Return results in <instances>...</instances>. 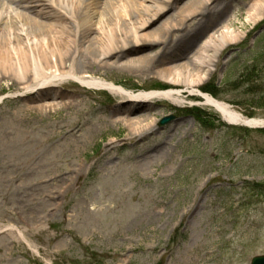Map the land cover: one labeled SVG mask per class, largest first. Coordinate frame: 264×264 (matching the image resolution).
Wrapping results in <instances>:
<instances>
[{
    "label": "rangeland",
    "instance_id": "374dc122",
    "mask_svg": "<svg viewBox=\"0 0 264 264\" xmlns=\"http://www.w3.org/2000/svg\"><path fill=\"white\" fill-rule=\"evenodd\" d=\"M231 2L201 31L230 20L243 41L225 47L199 90L260 128L228 125L182 87L132 68L88 72L135 93L174 87L183 102L154 100L128 116L126 99L68 80L62 102L79 105L41 110L0 78V264H249L264 254V14L252 22L247 0ZM191 3L174 0L166 20ZM189 49L175 53L186 61ZM195 107L203 128L183 111ZM126 116L175 119L131 136Z\"/></svg>",
    "mask_w": 264,
    "mask_h": 264
},
{
    "label": "bare ground",
    "instance_id": "6f19581e",
    "mask_svg": "<svg viewBox=\"0 0 264 264\" xmlns=\"http://www.w3.org/2000/svg\"><path fill=\"white\" fill-rule=\"evenodd\" d=\"M231 1L192 0L190 6L180 8L172 22L165 17L175 13L174 0H0V78L11 76L23 96L29 100L35 97L34 105L41 110L79 105L62 102L66 93L57 87L68 80L126 99L128 116L132 108L154 100H167L172 105L183 102L182 92L174 87L135 93L88 72L91 66L132 68L152 72L168 85L182 87L227 124L261 126L262 120L248 119L199 90L213 75L225 47L243 41L244 33L232 29L230 20L201 31L203 18L204 22L209 17L210 21L224 18ZM247 1V15L254 22L264 14V0ZM192 23L200 26L191 28ZM196 27L200 29L198 34ZM195 34L203 41L189 49L186 46L195 43ZM151 47L159 49L158 53L126 56L130 49L137 52ZM182 49H189L186 61L183 54L175 53ZM128 116L124 120L131 124V136L143 135L158 122L155 117L145 122L148 118Z\"/></svg>",
    "mask_w": 264,
    "mask_h": 264
},
{
    "label": "trees",
    "instance_id": "16d2710c",
    "mask_svg": "<svg viewBox=\"0 0 264 264\" xmlns=\"http://www.w3.org/2000/svg\"><path fill=\"white\" fill-rule=\"evenodd\" d=\"M203 92H209L211 95H214V91L212 89H210L209 87H205L203 90ZM184 113L191 115L196 121H198V124L203 128L206 125V114L200 110L199 108L195 107V108H186L185 110H183ZM264 131V130H261ZM259 131V132H261ZM261 186V185H258Z\"/></svg>",
    "mask_w": 264,
    "mask_h": 264
},
{
    "label": "water",
    "instance_id": "95a60500",
    "mask_svg": "<svg viewBox=\"0 0 264 264\" xmlns=\"http://www.w3.org/2000/svg\"><path fill=\"white\" fill-rule=\"evenodd\" d=\"M174 119L175 118H173L172 116L163 117L159 121L158 127L162 128L164 127L165 124H169L170 122L174 121ZM249 264H264V255H256L255 257L251 259Z\"/></svg>",
    "mask_w": 264,
    "mask_h": 264
}]
</instances>
